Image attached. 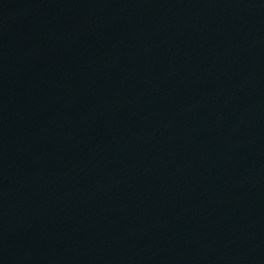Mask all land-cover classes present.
I'll list each match as a JSON object with an SVG mask.
<instances>
[{
    "label": "water",
    "instance_id": "1",
    "mask_svg": "<svg viewBox=\"0 0 264 264\" xmlns=\"http://www.w3.org/2000/svg\"><path fill=\"white\" fill-rule=\"evenodd\" d=\"M0 264H264V0H0Z\"/></svg>",
    "mask_w": 264,
    "mask_h": 264
}]
</instances>
